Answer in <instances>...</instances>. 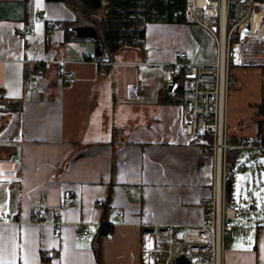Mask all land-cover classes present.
Returning a JSON list of instances; mask_svg holds the SVG:
<instances>
[{"label":"crops","instance_id":"1","mask_svg":"<svg viewBox=\"0 0 264 264\" xmlns=\"http://www.w3.org/2000/svg\"><path fill=\"white\" fill-rule=\"evenodd\" d=\"M62 22L88 25L59 1L0 0V264H171L179 251L172 246L166 261L153 237L143 261L151 236L143 228L200 224L211 162L185 132L179 90L167 93L160 64L179 51L211 63L215 42L197 25L153 23L141 42L83 62L94 42L67 38ZM23 24L29 32L19 36ZM234 48L228 142L264 145L263 1ZM38 63L41 82L24 90L25 71ZM57 67L72 72L69 84ZM63 199L71 204L57 232L51 222ZM242 222L223 233L222 264H264V213ZM83 224L87 239L76 237ZM103 225L108 240L97 234Z\"/></svg>","mask_w":264,"mask_h":264},{"label":"built area","instance_id":"2","mask_svg":"<svg viewBox=\"0 0 264 264\" xmlns=\"http://www.w3.org/2000/svg\"><path fill=\"white\" fill-rule=\"evenodd\" d=\"M256 1L264 0H184L183 20L204 29L215 42V56L211 63H195L187 60L184 52H175L170 62L160 64V78L170 84L176 78L182 115L186 118L184 129L190 141L199 147L205 160L211 162L210 194L200 202L203 220L198 225L176 227L153 226L151 237L156 251L166 252V261L171 258L172 242H179L188 264H222L223 233L241 223L244 212H250L240 203L228 204L225 197L226 180L230 177L226 169V153L230 148H260L264 145H252L240 141L228 142L226 125V105L229 86L234 81L229 77V65L235 57L234 44L241 28L249 23ZM48 28H52L51 24ZM17 35L29 32L28 25L15 29ZM134 42H141L135 38ZM81 61L99 63V57L81 54ZM64 62V61H59ZM58 78L62 84H69L72 72L57 67ZM43 77V69L38 63L25 71L23 89L34 88ZM38 85V84H37ZM128 193H131L128 191ZM133 194V193H132ZM70 200L63 199L53 213L51 222L58 232L62 213L70 206ZM13 217V213H10ZM116 214L115 218L120 219ZM99 227L101 224H97ZM89 224L77 227L76 237L87 239L90 236ZM101 236L111 237V226ZM146 246V245H145ZM151 247H145L143 261L148 260ZM178 254V255H179Z\"/></svg>","mask_w":264,"mask_h":264},{"label":"trees","instance_id":"3","mask_svg":"<svg viewBox=\"0 0 264 264\" xmlns=\"http://www.w3.org/2000/svg\"><path fill=\"white\" fill-rule=\"evenodd\" d=\"M48 1H59L71 11L84 16L88 25L96 30L100 50L107 55L114 53L123 45L132 44L135 38H143L147 24L184 22V0H101L100 7L97 9H93L88 0ZM59 25L68 38L72 34L69 31L70 23L62 22ZM229 150L235 151L234 156L238 155V150L228 149L227 152ZM227 156L226 153V162ZM228 179L226 180L225 197L229 187ZM226 200L229 199L226 197ZM108 226L103 225L104 230L99 228L97 234L100 236L109 229Z\"/></svg>","mask_w":264,"mask_h":264},{"label":"rangeland","instance_id":"4","mask_svg":"<svg viewBox=\"0 0 264 264\" xmlns=\"http://www.w3.org/2000/svg\"><path fill=\"white\" fill-rule=\"evenodd\" d=\"M234 152V150L227 152L226 169L230 178L228 179L229 187L226 197L229 199L228 204L240 203L247 208L248 206L253 207L252 215V209L250 208H248V211H251H249V215L245 212L242 215V223H244L246 220L254 219L259 214L264 213V168L262 172V166L264 167V149H245L238 153L237 156H234ZM258 188L261 189L262 193H260ZM147 234H151V232ZM172 246L174 252L180 251L182 247L179 242L175 241L172 242Z\"/></svg>","mask_w":264,"mask_h":264},{"label":"water","instance_id":"5","mask_svg":"<svg viewBox=\"0 0 264 264\" xmlns=\"http://www.w3.org/2000/svg\"><path fill=\"white\" fill-rule=\"evenodd\" d=\"M90 6L93 9H97L100 7L101 0H88ZM69 31L73 33V38L75 39H90L94 42V55L96 57L101 56V50L98 45L97 41V34L96 30L93 26L91 25H78V26H72L69 27ZM177 79L174 78L173 82L170 84H167L166 86V91L168 94H174L175 93V88L177 87L176 83ZM143 231L146 233H150L153 231L152 227H144ZM174 264H188V260L183 254L177 255L173 259Z\"/></svg>","mask_w":264,"mask_h":264},{"label":"bare ground","instance_id":"6","mask_svg":"<svg viewBox=\"0 0 264 264\" xmlns=\"http://www.w3.org/2000/svg\"><path fill=\"white\" fill-rule=\"evenodd\" d=\"M151 243H152V241H151V236L148 235L147 248H148V247H151Z\"/></svg>","mask_w":264,"mask_h":264}]
</instances>
